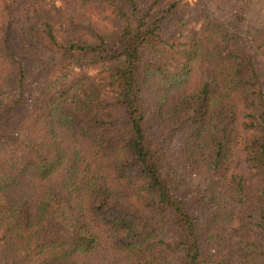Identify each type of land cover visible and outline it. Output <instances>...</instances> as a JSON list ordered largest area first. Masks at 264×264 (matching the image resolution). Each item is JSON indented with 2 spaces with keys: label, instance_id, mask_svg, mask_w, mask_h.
<instances>
[{
  "label": "trees",
  "instance_id": "obj_1",
  "mask_svg": "<svg viewBox=\"0 0 264 264\" xmlns=\"http://www.w3.org/2000/svg\"><path fill=\"white\" fill-rule=\"evenodd\" d=\"M0 264H264V0H0Z\"/></svg>",
  "mask_w": 264,
  "mask_h": 264
},
{
  "label": "rangeland",
  "instance_id": "obj_2",
  "mask_svg": "<svg viewBox=\"0 0 264 264\" xmlns=\"http://www.w3.org/2000/svg\"><path fill=\"white\" fill-rule=\"evenodd\" d=\"M95 16H102V15H108L109 10L106 8L103 9H95L93 11ZM202 31V20L194 17L188 22V26L185 28L183 31L184 33V38L186 40H191L195 37L198 36V34ZM98 73V69L94 67H73V69L69 72V78L67 82L69 84H72L75 82L77 79L82 78V77H94ZM244 160V155L241 153L237 157V165L234 168V173H242L245 174L246 177H250V169L247 168L246 163L243 161ZM234 238V237H233ZM227 255L230 260L235 259V253L232 247H229L227 250Z\"/></svg>",
  "mask_w": 264,
  "mask_h": 264
}]
</instances>
